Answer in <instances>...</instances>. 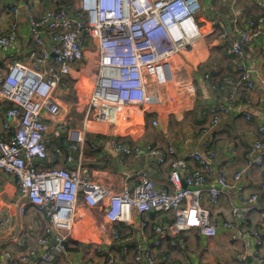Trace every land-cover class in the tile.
<instances>
[{"label": "built area", "instance_id": "built-area-1", "mask_svg": "<svg viewBox=\"0 0 264 264\" xmlns=\"http://www.w3.org/2000/svg\"><path fill=\"white\" fill-rule=\"evenodd\" d=\"M41 1L0 0V53L15 52L7 67L0 66V173L13 176L18 189L17 198L0 207V262L56 264L68 252L77 205L84 202L116 223L130 224L133 213L169 216L165 222L143 220L141 228L150 226L151 239L136 246L135 264H164L157 248L165 239L175 245L184 231H198L205 239L222 233L236 247L244 243L250 248L252 259L238 252L237 264H264V231L253 220L257 214L264 219V137L250 140L244 165L232 175L226 174L213 147L222 118L238 110L241 88L261 92L264 99V73L257 79L243 59L244 46L260 35V25L250 21L233 36L224 28L215 39L229 43L239 77L225 79L220 87L224 99L211 105L209 122L194 135L195 147L132 143L122 138L136 140L147 128H158L162 119L181 120L198 101L193 57L204 36L202 1L55 0L45 8ZM253 2L264 8V0ZM75 72L89 78L91 86L81 103L78 100L77 108L86 109L87 115L83 128H70L71 147L109 146L121 156L168 165L166 184L157 185L144 167L128 176L131 185L118 189L78 168L40 166L48 155L49 119L56 121L57 129L64 128L59 123L63 104L58 91ZM243 115L254 119L251 111ZM96 122L121 132L111 137L98 132L96 140H89ZM259 131L264 135V122ZM77 164L80 168L81 160ZM256 172L260 177L255 178ZM32 209L46 220L35 245L11 247L26 242L13 232L15 216L25 217ZM34 230L35 223L19 229ZM111 235L114 241H129L118 229ZM104 264L120 263L110 254Z\"/></svg>", "mask_w": 264, "mask_h": 264}, {"label": "crops", "instance_id": "crops-1", "mask_svg": "<svg viewBox=\"0 0 264 264\" xmlns=\"http://www.w3.org/2000/svg\"><path fill=\"white\" fill-rule=\"evenodd\" d=\"M5 1L10 2L11 0ZM201 1L203 9L200 13V18L204 21L202 23L204 36L198 42L197 52L193 57L194 66H196V69L193 71L194 77L197 79L196 75L198 73L197 71L200 72V65L210 58L211 53L214 52V50L212 51L214 47L222 45L225 46L224 48L229 47L230 49L229 43L221 44L215 40L221 30L227 28L233 36L235 33L238 34L239 30L247 27L250 21H254L256 25H260L262 32L258 37H254L245 44V56L243 59L248 65L252 66L254 75L259 79L264 73V16H262L264 14V8L257 7L253 0ZM53 2L55 0H42L40 5L42 8H45L53 4ZM40 9L39 7L37 8V10ZM14 54L13 49L5 54L0 53V66L4 63V67H7L9 64L7 62L12 59ZM233 65L231 64L230 68L227 66L226 72H229L230 75L237 79L238 75ZM72 78L68 77L66 79V85L61 86L58 91L63 104V113L59 118V123H62L64 128L57 129L56 121L54 123V121L49 119L48 122L51 128L46 135L48 155L40 166L78 168L82 172L89 173L94 180H98L99 182L106 180V182H109L108 184L115 188L116 183L111 177L113 171L120 178L121 187L124 184L131 185L133 180L128 176L132 175L138 168L144 167L149 171L150 176L157 185L166 184L167 175L170 170L168 165H156L144 158L134 160L132 157L121 156L114 153L109 146H99L95 149L86 144L81 149L71 147L72 141L68 137L69 130L70 128H83L87 115L86 109L80 110V108H77L78 100L80 99L81 103L82 98L86 97V93L82 90L80 92L76 91L77 87L73 85L75 78ZM81 85L88 89L90 87V84ZM66 86H69V89ZM223 96L224 93L222 91L212 93V98L210 97V99H213L211 101L212 104L224 99ZM5 108V105L2 106V110ZM235 109L238 110L231 111L229 115H225L222 118L215 129L213 140V147L218 151L222 166L227 175H232L236 169L244 165L245 154L248 150L250 140L255 136L264 137L259 131V124L264 122V99L261 92L241 88L239 97L235 103ZM246 110L254 114L252 121L244 118L243 112ZM1 118L2 113L0 112ZM175 120L176 118L162 119L161 125L158 128H147L144 133L145 135L142 134L136 140H132L131 138L122 139L132 143L151 142L159 145H167L169 142L173 143L170 137V129ZM195 130L193 127L188 126L185 130L186 135L179 137L178 140L175 139L174 143L178 146L193 147V144L196 145L194 135L197 131ZM98 132L100 131L93 127L91 133L87 134V138L89 140H96ZM149 133L153 135V140H144V137ZM167 139L169 141L165 142ZM69 155L74 157L73 162L67 160ZM80 160L82 164L79 168L77 163ZM257 177H260V172L255 173V178ZM15 182L16 179L13 176L4 172L0 173V207H3L4 203L10 199L17 198L18 189ZM251 188L256 189V191L258 190L255 185H252ZM230 196L234 198L235 193L232 191ZM229 203L230 201L228 199L224 200L225 208L229 207ZM260 204L264 208V196ZM11 210L17 213L16 205L13 203L11 204ZM132 217L133 221L130 224L126 222H111L99 207H90L84 202H79L75 214L74 227L69 239L80 242L82 246L78 249V247H75L76 245L71 244L72 249H68L67 254L60 256L56 264H104V259L110 254H113L120 264H135L134 253L136 246L139 243H145L148 238L151 239L150 226L141 228L143 220L148 219L150 221L154 219L165 222L170 221V218L163 213L153 212L148 215L133 213ZM253 220L255 226L264 231V219H261L260 215L257 214ZM27 223L37 224L38 230L28 231V233L19 231ZM45 223L46 220L36 209H32L25 217L17 214L15 216L13 232L15 235L19 234L21 237H24L26 242L23 246L11 244V247L34 246L36 234ZM112 229H118L123 237L129 236L127 245L124 244L125 242L114 241L112 239ZM178 236H181L178 239L179 245H172L169 239H165L161 246L157 248L156 255L162 258L164 264H173L175 262H180L181 264H237L235 254L238 252L244 253L247 260L252 259L250 248H247L244 243L236 247L222 233L208 239H205L198 231H184ZM182 242L185 244L183 245ZM83 243L86 244V247ZM127 246L128 249L124 251L123 247ZM74 247L75 250H73ZM0 264L10 263L0 262Z\"/></svg>", "mask_w": 264, "mask_h": 264}, {"label": "trees", "instance_id": "trees-1", "mask_svg": "<svg viewBox=\"0 0 264 264\" xmlns=\"http://www.w3.org/2000/svg\"><path fill=\"white\" fill-rule=\"evenodd\" d=\"M262 16H264V14H262ZM224 47L225 46L222 45L214 47L212 49V51L214 50V52L211 53L210 58L200 65V72L197 71V79H195L198 101L193 109L184 114V117L181 121L176 119L174 121V124H189L191 127L196 129L195 131L199 132L201 127L209 122V114L211 112L210 107L212 105L211 101L213 100L210 99L211 94L215 93L216 91H222L219 88L224 85L225 79L227 77L234 78L229 74V72H226V67L228 66V68H230L231 64L233 65L235 63V60H237V57L230 51L229 47ZM215 54H217V56L213 58V55ZM235 72L239 77V72ZM206 75H209L208 80L206 79ZM91 137L94 139L93 136ZM176 238L179 239L181 238V236H178ZM67 244L69 250L72 249V247L70 246L71 244L76 245L75 247H78V249L80 246H82L80 242L74 241L73 239H69L67 241ZM184 244L185 243H183V245ZM83 245L86 247V244L83 243ZM177 245L179 244L176 243V246ZM75 247L73 248V250H75Z\"/></svg>", "mask_w": 264, "mask_h": 264}, {"label": "rangeland", "instance_id": "rangeland-1", "mask_svg": "<svg viewBox=\"0 0 264 264\" xmlns=\"http://www.w3.org/2000/svg\"><path fill=\"white\" fill-rule=\"evenodd\" d=\"M216 56H217V54L213 55V58H215ZM74 75H75V80H73L74 81L73 85L77 87L76 91L80 92V90H82L84 93H86L88 88L84 87L81 84H87V85L90 84L89 86H91V80L89 78H87L86 76H82L80 74V72H75ZM149 119H150V117H149ZM78 126H80V125H78ZM92 126L95 129L99 130L103 135H106L107 137H111L114 134H119L121 132V129H116L115 130V129H112V128H108V125L102 124V123H97L96 122V123H93ZM188 126L190 127L189 124H184V125H182V124H172L171 125V129H170L171 141L174 142L175 139L178 140L179 137L185 136L186 135L185 130L188 128ZM144 140H148V141L153 140V135L151 133H149L146 137H144ZM168 141L169 140L167 139L165 142H168ZM216 152L218 154L217 150H216ZM111 177L116 183V188H119L120 187V178L118 177L117 173L113 171L112 174H111ZM101 182L107 183V184L109 183V182H106V180L105 181L103 180Z\"/></svg>", "mask_w": 264, "mask_h": 264}, {"label": "water", "instance_id": "water-1", "mask_svg": "<svg viewBox=\"0 0 264 264\" xmlns=\"http://www.w3.org/2000/svg\"><path fill=\"white\" fill-rule=\"evenodd\" d=\"M193 147H195V145L193 144Z\"/></svg>", "mask_w": 264, "mask_h": 264}]
</instances>
